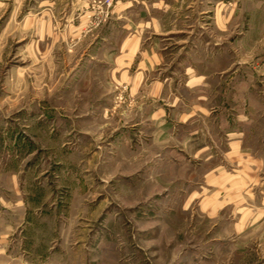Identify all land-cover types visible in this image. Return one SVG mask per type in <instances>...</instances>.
<instances>
[{
	"label": "rangeland",
	"instance_id": "rangeland-1",
	"mask_svg": "<svg viewBox=\"0 0 264 264\" xmlns=\"http://www.w3.org/2000/svg\"><path fill=\"white\" fill-rule=\"evenodd\" d=\"M115 3L0 0V197L24 202L33 220L29 230L23 208L3 211L0 221L23 219L9 233L13 251L28 252L33 264L254 262L228 260L227 245L211 244L219 231L191 198L197 159L171 147L170 138L161 145L151 117L155 103L141 109L123 82L107 77L106 60L115 54L107 45L124 38V20L112 16ZM193 6L175 3L157 13L182 30L158 42L167 46L172 96L187 101L194 95L184 82L188 60L199 65L206 53L214 55L210 42L219 39L230 57L241 36L240 19L221 32L216 12L224 6L246 14L250 5L196 0ZM178 12L192 18L177 19ZM79 16L86 22L81 36ZM151 31L147 45L155 41ZM27 236L34 237L30 245Z\"/></svg>",
	"mask_w": 264,
	"mask_h": 264
},
{
	"label": "crops",
	"instance_id": "crops-1",
	"mask_svg": "<svg viewBox=\"0 0 264 264\" xmlns=\"http://www.w3.org/2000/svg\"><path fill=\"white\" fill-rule=\"evenodd\" d=\"M203 1L205 5L234 1L250 6L246 14L239 9L228 13L223 11L224 6L216 12V19L224 26L220 27L221 32L227 31L234 16L240 19L241 36L230 57L219 39L210 42L214 46L209 50L214 55L206 53L199 65L188 60L184 82L194 93L191 100L183 95L172 96L174 76L169 70L164 71L169 67L167 46L158 42L182 30L165 25L166 16L157 13L168 12L175 3L186 4L189 11L196 0H116L112 16L124 20V38L119 44L107 45V51L115 53L106 60L107 77L123 82L141 109L147 107V101L155 103L151 117L155 119L156 139L161 145L165 137L170 138L174 142L171 147H183L197 159L198 181L191 198L197 199L199 211L212 222L211 228L219 231L210 236L211 244L227 245L228 260L249 258L254 261L249 264H264V0ZM88 4L90 0H79V6ZM80 18L81 36L86 22L83 16ZM182 18L192 17L190 12L183 16L178 12L177 19ZM188 27L189 36L192 29L190 24ZM151 29L155 41L147 45L146 32ZM244 51L251 53L249 61ZM191 52L188 50L189 57ZM15 208L27 212L25 221L31 230L33 220L28 206L19 199L6 202L0 197V217L4 210L12 212ZM20 220L21 215L19 220L1 218L0 264H33L28 252L19 255L13 251L15 241L9 233ZM24 239V245L34 241L33 236ZM55 254L52 252L49 258ZM68 256L65 253L61 258Z\"/></svg>",
	"mask_w": 264,
	"mask_h": 264
},
{
	"label": "bare ground",
	"instance_id": "bare-ground-1",
	"mask_svg": "<svg viewBox=\"0 0 264 264\" xmlns=\"http://www.w3.org/2000/svg\"><path fill=\"white\" fill-rule=\"evenodd\" d=\"M183 122V121H182ZM104 131V130H103ZM161 148V147H160ZM194 153V152H193ZM173 171V170H172ZM159 172V171H158ZM176 172V171H175ZM160 173H162V172H160ZM160 175V174H159ZM158 176V175H157ZM177 180V179H176ZM169 183V182H168Z\"/></svg>",
	"mask_w": 264,
	"mask_h": 264
},
{
	"label": "built area",
	"instance_id": "built-area-1",
	"mask_svg": "<svg viewBox=\"0 0 264 264\" xmlns=\"http://www.w3.org/2000/svg\"><path fill=\"white\" fill-rule=\"evenodd\" d=\"M109 2V1H108Z\"/></svg>",
	"mask_w": 264,
	"mask_h": 264
}]
</instances>
